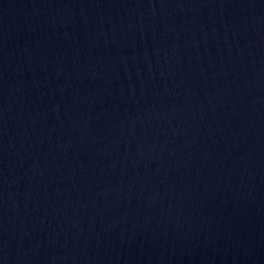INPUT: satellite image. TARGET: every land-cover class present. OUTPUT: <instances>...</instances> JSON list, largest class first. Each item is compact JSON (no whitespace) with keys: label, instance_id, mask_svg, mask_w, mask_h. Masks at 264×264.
<instances>
[{"label":"water","instance_id":"water-1","mask_svg":"<svg viewBox=\"0 0 264 264\" xmlns=\"http://www.w3.org/2000/svg\"><path fill=\"white\" fill-rule=\"evenodd\" d=\"M0 264H264V0H0Z\"/></svg>","mask_w":264,"mask_h":264}]
</instances>
